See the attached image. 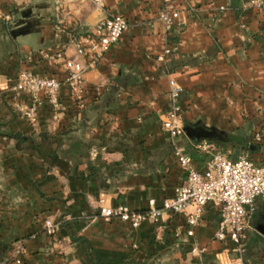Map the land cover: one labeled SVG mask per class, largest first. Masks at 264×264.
I'll return each mask as SVG.
<instances>
[{
	"label": "crops",
	"instance_id": "1",
	"mask_svg": "<svg viewBox=\"0 0 264 264\" xmlns=\"http://www.w3.org/2000/svg\"><path fill=\"white\" fill-rule=\"evenodd\" d=\"M247 2L174 0L178 17L167 31L157 17L161 0H104L103 10L90 1L0 0V12L14 11L8 24L0 16V263L12 264L18 246L21 264H218L231 256L214 239L213 202L193 236L180 215L167 216L160 230L149 221L133 229L101 218L98 207L144 210L149 199L160 206L185 177L175 152L202 169L210 157L196 148L202 141L230 158L248 152L264 162V19ZM107 13L124 16L128 27L87 67L78 99L63 82L62 60L43 53L74 57L78 39ZM165 45L163 63L156 56ZM19 70L61 81L57 121L49 122L46 104L37 128L15 109L10 87ZM169 77L182 87L189 128L175 138L161 128ZM45 219L58 223L54 234ZM193 245L205 251L192 253ZM244 259L264 264V232L248 230Z\"/></svg>",
	"mask_w": 264,
	"mask_h": 264
},
{
	"label": "built area",
	"instance_id": "2",
	"mask_svg": "<svg viewBox=\"0 0 264 264\" xmlns=\"http://www.w3.org/2000/svg\"><path fill=\"white\" fill-rule=\"evenodd\" d=\"M90 1L95 8L103 10L104 0ZM248 6L260 11L264 19V1L248 0ZM5 22L13 19L12 11L0 12ZM158 19L169 31L178 17V10L174 6V0H161L158 11ZM128 27L127 19L118 14H105L93 26V28L78 39V45L74 57L65 58L61 53L55 55L44 52L46 60H62L66 70L63 79L72 93L81 99L83 95L82 80L87 67L94 66L105 55L111 46L116 44ZM171 49L165 45L156 60L165 63V58ZM80 59H84L82 62ZM61 81L52 75H38L31 70H19L13 80L10 90L13 93L14 107L33 128L39 127L38 108L42 104L49 107V122L59 119L63 109L60 98ZM182 87L172 77L168 78L169 106L161 119V128L171 138L183 133L182 108L179 98ZM26 97L25 102L18 99ZM262 132H256L254 141L262 138ZM196 148L210 154L202 169L193 166L188 155L175 152L180 166L185 171L183 181L175 187V194L165 199L160 206L154 199L148 200L147 208L136 210L128 205L119 203L110 205L101 201L98 207V215L101 218H116L129 223L135 229L143 222L154 223L158 230L170 215H180L186 225V235L193 236L195 228L200 224L204 206L213 202L218 207L219 219L214 239L226 244V251L231 255L223 263L218 264H250L244 259L245 241L248 230L252 228L251 221L258 210V204L264 202V162H255L248 152L236 158H230L226 154L215 149L208 141L199 142ZM47 234L55 233L57 224L51 220L44 221ZM22 246H18L12 255L13 264H21L19 254ZM202 254L205 249L192 247Z\"/></svg>",
	"mask_w": 264,
	"mask_h": 264
},
{
	"label": "water",
	"instance_id": "3",
	"mask_svg": "<svg viewBox=\"0 0 264 264\" xmlns=\"http://www.w3.org/2000/svg\"><path fill=\"white\" fill-rule=\"evenodd\" d=\"M188 127H183V130L184 131H188ZM199 132H201L202 135H206V137H208L207 133L206 132H203L202 130L200 129H197ZM251 225L253 228L259 230V231H262L264 232V209L259 211V212H256L252 218V221H251Z\"/></svg>",
	"mask_w": 264,
	"mask_h": 264
},
{
	"label": "rangeland",
	"instance_id": "4",
	"mask_svg": "<svg viewBox=\"0 0 264 264\" xmlns=\"http://www.w3.org/2000/svg\"><path fill=\"white\" fill-rule=\"evenodd\" d=\"M79 2H81V3H84V2H82L81 0H78ZM58 3V1L55 3V5ZM60 3V2H59ZM58 5V4H57ZM56 5V6H57ZM62 8H63V6H61ZM15 7H11V9H14ZM59 9V11H61L60 13H61V15L59 16V18L62 20L61 22H60V24H62L63 25V23H64V21H63V19L65 18L64 16H65V14H64V11H63V9H61V8H58ZM13 11V10H12ZM14 12V11H13ZM58 18V19H59ZM9 22H12V20L11 21H9ZM9 22H6L7 24L9 23ZM59 25V24H58ZM209 143H211V144H213L214 145V147H215V149L216 150H218V151H220V152H222V153H224V154H226L223 150H221V149H219L214 143H212V142H209ZM246 153V152H245ZM240 154H244V153H240ZM227 155V154H226ZM228 156V155H227ZM46 220V219H45ZM44 220V221H45ZM50 220V219H49ZM52 221V220H51ZM53 222V221H52ZM53 223H55V222H53ZM55 224H57V226H58V223H55ZM17 249V248H16ZM15 249V250H16ZM15 250L13 251V253L15 252ZM23 251V250H22ZM13 253H12V255H13ZM24 253V252H23ZM12 262V261H11ZM249 263V262H248ZM0 264H4V263H0ZM12 264H13V262H12Z\"/></svg>",
	"mask_w": 264,
	"mask_h": 264
}]
</instances>
